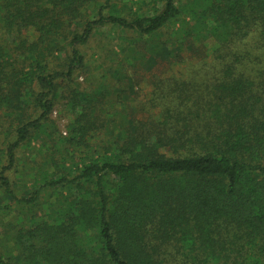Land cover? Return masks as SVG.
Returning a JSON list of instances; mask_svg holds the SVG:
<instances>
[{"label":"trees","instance_id":"16d2710c","mask_svg":"<svg viewBox=\"0 0 264 264\" xmlns=\"http://www.w3.org/2000/svg\"><path fill=\"white\" fill-rule=\"evenodd\" d=\"M104 27L140 65L210 46L209 83L127 117L119 68L75 80ZM0 192V264H264V0H0Z\"/></svg>","mask_w":264,"mask_h":264},{"label":"rangeland","instance_id":"374dc122","mask_svg":"<svg viewBox=\"0 0 264 264\" xmlns=\"http://www.w3.org/2000/svg\"><path fill=\"white\" fill-rule=\"evenodd\" d=\"M113 1L118 2V4L121 5V2L127 3L130 0ZM29 34L30 37H32L34 32L30 30ZM187 44L188 46L186 48L184 47L181 53H179L177 57L179 58L178 60L173 57L169 61L158 60L152 64L144 63L143 65H140L138 62L134 63L130 60L127 61L124 58V52L121 51V31L104 27L101 28L99 32H96L82 48L85 67L77 74L75 80L80 86L84 87L89 82L91 75L98 76V74L104 73L107 76V79H109V71L112 68H119L121 73H125L126 75L122 77V82L126 85L124 88V94H126L127 99L123 103L115 104L114 107L123 108V114L127 117L150 125L154 123V120L159 113L156 107H150L151 104L149 102L154 89L153 84L156 79L165 78L170 75H175L181 79H189V75H192L193 72L202 68L204 72H201L203 73V75L200 76L201 78L199 80L198 77L194 78L195 80H198L197 86L199 87V90L202 92L205 86L204 84L209 83L208 76L210 77L211 72L209 71V68H203V63L201 62L206 63L210 60V46L205 44H195L192 42L185 43V46ZM107 81L110 87H119L121 84L118 85L117 83H113L110 79ZM92 87H94V85ZM111 90L112 88L110 89V95L113 96L114 91L112 92ZM103 109L109 110L110 108L106 105ZM51 117L55 122V133L58 135H65L67 125L71 120V115L67 109H65L62 99L55 105ZM54 142L55 141H53V143ZM46 143L50 142L48 141ZM27 152L26 148L23 151H19L18 158L21 160L20 164H22L27 157ZM25 172H27V170H25ZM29 183L28 180L26 182L27 187L30 186ZM20 189L21 190H18L17 194L27 196L26 191L23 188ZM45 195V193H41L40 202ZM12 202V199L8 200L9 204H12ZM0 203H2L1 192ZM13 216H17L18 218L17 209H13L8 215H5L2 218V223L6 221L14 223L16 219L13 218ZM1 228L2 227H0V229ZM12 230L15 232L16 228H13Z\"/></svg>","mask_w":264,"mask_h":264}]
</instances>
